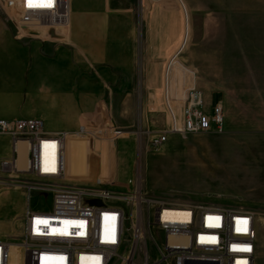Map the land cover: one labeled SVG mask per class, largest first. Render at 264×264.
<instances>
[{
    "label": "rangeland",
    "instance_id": "1",
    "mask_svg": "<svg viewBox=\"0 0 264 264\" xmlns=\"http://www.w3.org/2000/svg\"><path fill=\"white\" fill-rule=\"evenodd\" d=\"M133 1L140 32L149 6L173 2L181 11V41L163 75L174 108L181 109L184 97L194 91L201 94L206 110L227 99L244 112L221 134L176 135L154 150L148 141L162 131L163 118L168 124L167 112L152 111L153 119L142 121L145 117L135 105L121 120L110 124L104 119L101 128L93 127L94 135L71 140L79 149L89 146L94 182L114 177L124 184L139 178L144 191L170 204L232 206L255 213L256 264H264V0ZM9 17L12 14L0 7V22L18 37ZM33 30V36L54 33L49 27ZM117 86L122 97L116 95V103L132 92L130 85ZM133 99L141 103V85H135ZM22 180L34 182L29 175ZM32 197L33 207L50 210L51 194ZM25 204L23 186L0 184V234L6 232L0 239L20 243ZM11 264H24L17 245L11 247ZM112 264H122L120 257Z\"/></svg>",
    "mask_w": 264,
    "mask_h": 264
},
{
    "label": "built area",
    "instance_id": "2",
    "mask_svg": "<svg viewBox=\"0 0 264 264\" xmlns=\"http://www.w3.org/2000/svg\"><path fill=\"white\" fill-rule=\"evenodd\" d=\"M0 7L12 14L20 37L34 28L70 25V0H0ZM163 92L170 126L153 134L150 148L158 150L176 135L224 132L221 104L206 110L201 94L192 91L178 113L167 81ZM95 132L81 127L54 134L40 119H0V140L9 142V154L0 156V175L12 176L0 177V184L25 188L19 243L24 264H112L115 257L122 264H256L257 218L251 211L170 204L144 191L139 178L124 184L114 177L85 184L68 179L69 139ZM19 143L27 149L24 169L19 168ZM25 175L34 182L22 180ZM34 193L51 194L49 211L31 205ZM175 209H185V216L172 219ZM0 264H11L10 242L0 240Z\"/></svg>",
    "mask_w": 264,
    "mask_h": 264
},
{
    "label": "crops",
    "instance_id": "3",
    "mask_svg": "<svg viewBox=\"0 0 264 264\" xmlns=\"http://www.w3.org/2000/svg\"><path fill=\"white\" fill-rule=\"evenodd\" d=\"M70 5L69 27L51 35L17 37L0 22V119H40L49 133H76L101 128L104 119L121 120L137 105L142 121L152 120V111H166L168 124L160 114V127L169 128L162 85L165 63L181 41L179 7L149 6L140 32L133 0H70ZM117 85H130L132 92L116 103V95L122 97ZM135 85H141V103L133 99ZM216 104L223 107L224 129L244 112L227 99ZM89 152L87 144L79 149L69 139L68 179L94 182ZM8 154L9 142L0 140V156ZM1 231L0 237L6 234Z\"/></svg>",
    "mask_w": 264,
    "mask_h": 264
},
{
    "label": "bare ground",
    "instance_id": "4",
    "mask_svg": "<svg viewBox=\"0 0 264 264\" xmlns=\"http://www.w3.org/2000/svg\"><path fill=\"white\" fill-rule=\"evenodd\" d=\"M18 150H19V168L24 169L26 167V153H27L26 144L19 143ZM185 212H186L185 209H175L172 213H169V216L172 219L178 220V219H182L185 216ZM10 244L11 247L13 245H17L19 247V244H15V243H10Z\"/></svg>",
    "mask_w": 264,
    "mask_h": 264
},
{
    "label": "water",
    "instance_id": "5",
    "mask_svg": "<svg viewBox=\"0 0 264 264\" xmlns=\"http://www.w3.org/2000/svg\"><path fill=\"white\" fill-rule=\"evenodd\" d=\"M186 264H217V263H209L206 261H195V262H187Z\"/></svg>",
    "mask_w": 264,
    "mask_h": 264
}]
</instances>
